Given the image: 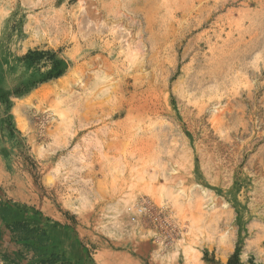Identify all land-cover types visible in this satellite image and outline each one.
Wrapping results in <instances>:
<instances>
[{"label":"rangeland","instance_id":"374dc122","mask_svg":"<svg viewBox=\"0 0 264 264\" xmlns=\"http://www.w3.org/2000/svg\"><path fill=\"white\" fill-rule=\"evenodd\" d=\"M95 10L0 0V222L29 264H264V0Z\"/></svg>","mask_w":264,"mask_h":264},{"label":"crops","instance_id":"0c3cea01","mask_svg":"<svg viewBox=\"0 0 264 264\" xmlns=\"http://www.w3.org/2000/svg\"><path fill=\"white\" fill-rule=\"evenodd\" d=\"M15 212L12 209L11 214L8 216L9 221H20L18 217L20 214ZM61 230L63 232L66 231V229L62 228ZM61 230L51 229L49 231L50 237H59L55 242H52V246L56 245L57 250L58 248H60L61 251L65 252L64 255L70 259L73 257V253L75 252V246L77 247V244H75V239H73V236L69 233V229H67L66 235L62 234ZM18 235V230H14L12 226L6 230L3 223L0 222V256L7 254L12 258H15V264H29L28 259L29 257H31V254L29 255L28 252L24 251V253H22L23 246L18 243V240H16Z\"/></svg>","mask_w":264,"mask_h":264},{"label":"bare ground","instance_id":"6f19581e","mask_svg":"<svg viewBox=\"0 0 264 264\" xmlns=\"http://www.w3.org/2000/svg\"><path fill=\"white\" fill-rule=\"evenodd\" d=\"M89 21L96 25L100 19L99 13L95 10V0H77ZM95 22V23H94ZM46 23V21H45ZM56 25V24H55ZM53 26V25H52ZM47 27V26H46ZM94 27V26H93ZM50 28V27H49ZM53 30V29H52ZM58 30V29H57ZM51 32V30H50ZM143 137V136H142ZM184 168V167H183ZM143 175V174H141ZM159 185V184H158ZM163 190V189H162ZM83 205V204H82ZM85 207V206H84ZM111 216V215H110ZM109 221V220H108ZM173 254V253H172ZM171 254V255H172ZM175 255V254H174ZM102 257V256H101ZM105 261V260H104ZM122 264V263H121Z\"/></svg>","mask_w":264,"mask_h":264}]
</instances>
